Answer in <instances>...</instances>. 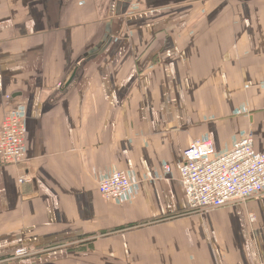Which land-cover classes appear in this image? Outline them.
I'll use <instances>...</instances> for the list:
<instances>
[{
	"label": "crops",
	"instance_id": "0c3cea01",
	"mask_svg": "<svg viewBox=\"0 0 264 264\" xmlns=\"http://www.w3.org/2000/svg\"><path fill=\"white\" fill-rule=\"evenodd\" d=\"M14 104L0 260L72 242L28 264H264V195L193 212L178 170L196 139L264 151V0H0V126ZM117 170L134 191L105 200Z\"/></svg>",
	"mask_w": 264,
	"mask_h": 264
},
{
	"label": "built area",
	"instance_id": "2783aa9c",
	"mask_svg": "<svg viewBox=\"0 0 264 264\" xmlns=\"http://www.w3.org/2000/svg\"><path fill=\"white\" fill-rule=\"evenodd\" d=\"M26 151L25 109L22 104H14L5 111L0 126V158L4 163L22 165ZM170 170L166 165L165 171ZM178 170L193 212L264 195V151L256 150L252 133L220 153L209 139H196L184 150ZM19 181L31 182L32 179L28 173H23ZM134 188L135 183L122 170L113 171L99 181L105 200L127 198ZM26 255L28 251L24 247L14 253L15 257Z\"/></svg>",
	"mask_w": 264,
	"mask_h": 264
},
{
	"label": "rangeland",
	"instance_id": "374dc122",
	"mask_svg": "<svg viewBox=\"0 0 264 264\" xmlns=\"http://www.w3.org/2000/svg\"><path fill=\"white\" fill-rule=\"evenodd\" d=\"M140 54L137 53V58L139 59ZM186 211H183L179 214H183ZM79 246L77 243L72 242H54L50 243L48 245L43 246H37V247H18L19 248H26L28 251V255L21 256V257H15L14 253L11 257L0 260V264H28L32 260H42L44 255H50L52 256L48 259H51L54 255H58L59 253H66V251L74 250L76 247ZM60 250V251H59ZM61 250H66L65 252H61ZM16 251V250H15ZM59 251V252H56ZM54 252V254L52 253ZM63 259L60 257L54 258V260L51 261L52 264H61V261Z\"/></svg>",
	"mask_w": 264,
	"mask_h": 264
},
{
	"label": "water",
	"instance_id": "95a60500",
	"mask_svg": "<svg viewBox=\"0 0 264 264\" xmlns=\"http://www.w3.org/2000/svg\"><path fill=\"white\" fill-rule=\"evenodd\" d=\"M74 77H75V71L72 72V74L70 75L69 79L64 83L63 85V91L67 90L68 87L72 84L73 80H74Z\"/></svg>",
	"mask_w": 264,
	"mask_h": 264
}]
</instances>
